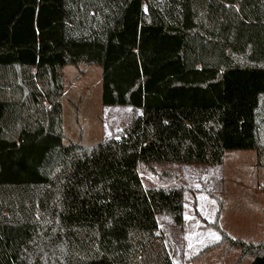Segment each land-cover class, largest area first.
Wrapping results in <instances>:
<instances>
[{
	"label": "trees",
	"instance_id": "1",
	"mask_svg": "<svg viewBox=\"0 0 264 264\" xmlns=\"http://www.w3.org/2000/svg\"><path fill=\"white\" fill-rule=\"evenodd\" d=\"M102 69L129 124L68 140L66 67ZM264 159V0H0V264H173L158 215L185 226L183 187L146 190L139 165ZM237 264L264 242L234 239Z\"/></svg>",
	"mask_w": 264,
	"mask_h": 264
},
{
	"label": "rangeland",
	"instance_id": "2",
	"mask_svg": "<svg viewBox=\"0 0 264 264\" xmlns=\"http://www.w3.org/2000/svg\"><path fill=\"white\" fill-rule=\"evenodd\" d=\"M64 76L66 94L62 105L69 141L92 146L117 136L129 124L130 108L103 106L101 68L68 66ZM138 173L146 190L176 187L186 190L183 229L175 226L169 216H157L159 235L173 264H237L241 251L229 250V245L198 257L206 247L216 243L208 235L210 232L220 236L216 230L205 228L215 220L218 211L213 195L223 202L220 222L225 232L247 243L264 242V159L258 162L255 151H228L225 163L219 167L141 164ZM251 262L245 259L242 264Z\"/></svg>",
	"mask_w": 264,
	"mask_h": 264
},
{
	"label": "snow or ice",
	"instance_id": "3",
	"mask_svg": "<svg viewBox=\"0 0 264 264\" xmlns=\"http://www.w3.org/2000/svg\"><path fill=\"white\" fill-rule=\"evenodd\" d=\"M201 198L206 199L205 197H201ZM208 235L216 242H218L220 240V236L216 233L210 232ZM189 247H191V245H189Z\"/></svg>",
	"mask_w": 264,
	"mask_h": 264
}]
</instances>
